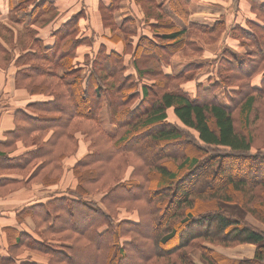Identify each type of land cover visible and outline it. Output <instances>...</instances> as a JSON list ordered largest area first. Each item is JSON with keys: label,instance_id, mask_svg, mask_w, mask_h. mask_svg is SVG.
<instances>
[{"label": "trees", "instance_id": "obj_1", "mask_svg": "<svg viewBox=\"0 0 264 264\" xmlns=\"http://www.w3.org/2000/svg\"><path fill=\"white\" fill-rule=\"evenodd\" d=\"M135 1L146 9L142 0ZM247 1L259 22H245L254 30L235 24L232 35L238 39L241 32L255 49L223 61L220 76L225 69L228 78L222 81L237 82L228 104L214 95L218 84L197 85L194 97L183 89L186 71L197 64L187 62L177 73L163 70L176 51L202 49L190 37L207 35L215 42L225 28L220 21L211 27L187 23L184 6L174 7L169 0L185 26L155 3L162 14L156 13L154 22L145 17L152 34L132 38L130 17L118 25L113 20L117 0L101 5L102 24L112 31L108 39L131 40L133 72L153 78L139 84L125 72L124 53L103 44L84 55L90 67L81 71L77 66V47L90 42L80 34L83 6L56 26L52 43L46 44L33 25L55 8L54 1L15 2L26 37H18L23 47L17 56L0 42V68L13 62L18 67L15 87L40 97L16 107L14 128L0 142V197L35 181L59 182L64 160L79 155L68 167L72 185L51 189L44 200L15 212L17 220H31L32 231L5 228L0 264H195L189 255L194 248L205 264H264V228L222 205L236 203L264 224V130L251 131L259 125L252 120L264 117V2ZM260 71V81L251 83ZM104 102L112 132L100 125ZM168 111L176 120L168 118ZM255 135L261 143L254 145ZM18 141L24 150L9 155ZM96 191L102 192L97 199L104 208L89 198ZM121 208L137 217L116 220ZM204 242L224 247L249 243L255 249L250 258L230 259ZM26 251L45 262L17 258Z\"/></svg>", "mask_w": 264, "mask_h": 264}, {"label": "crops", "instance_id": "obj_2", "mask_svg": "<svg viewBox=\"0 0 264 264\" xmlns=\"http://www.w3.org/2000/svg\"><path fill=\"white\" fill-rule=\"evenodd\" d=\"M53 1L55 8L56 6H59L61 9H63V14L60 17L62 19L59 20L60 22L56 24L53 23L52 25H33L38 30L37 36L43 39L44 43H52L53 37H51V30L59 23L65 21L72 13L83 6V8L86 7V10L85 17L79 19L81 29L80 34L87 36L90 42L81 44L77 47L74 58L75 62H81L84 58V55L89 54L91 50H96L100 44L105 45L108 51L115 50L120 53L122 52V45L120 41H110L107 38V36L111 34L110 28L105 27L102 24L99 7L101 5L108 4L109 0ZM176 1L180 3H176ZM261 1L264 2V0ZM15 2H17V0H0V42L9 50L12 56H17V53L19 52L17 43L18 37L21 36V34L17 33L15 25L12 23L13 20H15L16 23L21 22L16 18L15 15L14 19L9 17L12 11H15ZM157 3L162 6L163 11L166 12L176 23L185 26L181 19L172 11V7L169 5V0H157ZM179 4L184 6L183 13H185L187 17V20L185 21L187 23L193 22L211 27L215 21H220L225 25L224 30L215 43L203 44L201 58L205 60L208 59L206 57L210 55L212 56L215 53L218 54L223 48L226 47L233 48L235 50L240 49L238 40L234 38L231 33L232 27L235 24L240 25V27H245V22L248 20L252 22H259V20L255 18V14L251 11L250 4L247 0H174V7H179ZM117 7L118 8L113 14L114 20L119 24L125 18V16L130 17V27L132 25V29L134 31L132 38H135L139 33L151 35L149 26L145 24V15L143 10L135 0H120ZM117 18H119L118 22ZM150 22H154V20L151 19ZM87 23L90 24L92 31L88 30ZM4 33L6 34L4 35ZM6 38L10 40V42H7ZM85 47L87 49H85ZM126 57L128 61L129 57ZM193 58H196V56L189 57L190 60H188L182 55L175 54L170 58V63H168L167 66H171L169 68L171 71H179L183 65L187 63V61L190 62L193 60ZM11 61L12 60H10V62ZM174 66L181 67L173 70ZM17 68L18 67L13 62L4 68H0V142H3L6 139L5 134L14 128L13 115L16 107L19 105H25L40 97L38 95H31L25 89L15 87L14 77ZM127 72L132 73L130 70H127ZM104 107L107 108V113H109L108 105L104 104L101 109ZM105 118L108 119L109 117L106 115ZM103 122V125H107L106 120ZM16 144V149L8 153L9 155H15L24 150L21 141H18ZM78 155L79 154L75 153L73 156L68 158V161H75ZM66 160L67 159H65L64 162ZM56 187L58 189L62 188L60 183L53 186H43L40 183H35L29 188H19L11 191V193L5 197H0V247L6 246L5 228L7 226H18L22 229L32 231L31 220L29 218L17 220L15 218V212L25 204L33 201L44 200L49 196V191L51 189H56ZM246 244L248 245L240 244L238 246L249 248V251L251 250L249 256L252 257L255 246L249 243ZM17 258H29L44 261L43 257L29 251H26L24 255H17ZM13 264H16V262Z\"/></svg>", "mask_w": 264, "mask_h": 264}, {"label": "rangeland", "instance_id": "obj_3", "mask_svg": "<svg viewBox=\"0 0 264 264\" xmlns=\"http://www.w3.org/2000/svg\"><path fill=\"white\" fill-rule=\"evenodd\" d=\"M73 1H76V0H73ZM119 1L120 0H117L116 4H118ZM145 1L146 2H144V0H142L141 2L146 4V6H145L146 9H144L142 7L141 8L143 10V13H144L145 17L148 20H151V19L154 20V17L156 16V13L157 14L158 13L162 14L161 9H159V8H157L155 6V3H157V0H155V1L154 0H145ZM176 3H178V2L176 1ZM84 8L86 10V7H84ZM66 12H67V10H66ZM62 14H63V9H61L59 6H56V8H54L53 10L42 14L36 20V22H34V25L42 26V25H45V24L46 25H49V24L52 25L53 23L56 24V23L60 22L59 20L62 19V18H60L62 16ZM14 15L16 16V18L18 17L17 11H14V12L12 11V13L9 15V17L14 19ZM63 18H65V17H63ZM125 18H129V17L125 16ZM163 18H165V17H163ZM113 20H114V17H113ZM109 21H110V19H109ZM118 21H119V18H117V22ZM12 23L15 25L17 33L21 34V37L25 40L24 36H26V33H25L26 29L22 26L21 23H19V22L16 23L15 20H13ZM116 24L118 25V23H116ZM145 24L148 25V23H145ZM57 27H54L51 30V35H52L53 31ZM87 28H88V30L92 31L91 26H90L89 23H87ZM245 28L246 29H251V30L255 29V27H252L249 24H247V26ZM131 29H132V25H131ZM132 31H133V29H132ZM149 31L152 34V31H151L150 27H149ZM111 33H112V31H111ZM5 34L6 33H4V35ZM240 34H241V32H239V38L237 39V40H239L240 49L235 50L233 48L226 47V48H223L221 51L219 50L220 52L218 51L219 52L218 54L215 53L212 56L210 55L211 57L210 56L206 57V58H208L207 60L201 58L202 51H203V44L215 43L218 40L219 37L217 38V40L215 42H211V41L208 40V38H207L208 36L207 35H200L201 37H199L197 35L192 36V37H190V39L194 40L197 43V45L198 44L201 45L202 49H199L198 51H195V50H192V49L189 50L188 46H186L187 43H185L184 46H186V48H187L186 53L181 51V50H178V51H176L173 54V55H175V54L182 55L183 57H185V59H188V60H190L189 57L196 56V58H193V60L190 61V62H193V63L197 64L198 66H194L195 67V69H194L195 71L191 70V71H194L193 73H191V71H186V75L187 76H186L185 80H183L182 83H181V86L183 87V89L186 90L191 97H194L196 95V93H197V85H200L202 88H205L207 86H210L211 84H214V85L218 84V86L215 88L214 95H216V97L219 99V101H221V102H223L225 104H228V102H229L228 95L231 94V92H232L233 88H235V85H236L237 82H235L232 78L228 79V84H226V83H224L222 81L223 80L222 77H225L226 79L228 78L227 70H225V69L222 70V72H221L222 76H220V70H221V66H223V61L226 58L227 59L231 58V55H241V53H243V52H247L249 50H254L255 49V45L250 40H248L245 36L240 35ZM107 38H108V36H107ZM120 43L122 45V54L124 53L123 57L125 58L126 56H128V57L131 58V50L133 48V44L131 43V40L126 39V41H125V43H126L125 50H124L125 43H123V40H121ZM127 43H128V45H127ZM17 44H18V48L20 50L23 47V41H21V43L18 41ZM85 49H87V48L85 47ZM93 51L94 50H91L89 53H93ZM77 66H82L81 67V71H83L84 69L90 67V61L88 60V62H87L83 58L81 62L77 63ZM170 67L171 66H164V69H163L164 72H167V73H177V72H179V71H171L169 69ZM180 67L181 66H174L173 70H175L177 68H180ZM183 67L181 69H183ZM190 67L191 66H188L186 68L188 69ZM262 69H264V66L262 67ZM127 70H130L132 72L133 78L135 80H137L139 82V84L144 83V82L145 83H151L153 81V78L149 77L147 75H142L141 77H136L135 72H133V65L130 62L128 63V61H126V69H125L126 73H127ZM61 71L62 70L60 68L57 69V73H59ZM261 73H262V71H260L257 75H255L252 78L251 83H258L260 81V78H261ZM104 104H107V103L104 102L103 105ZM263 108H264V101L262 102V106H261L262 110H263ZM234 114L236 115V113H234ZM106 115L109 117V113H107V108L104 107L103 109H100V117H99L100 118V120H99L100 121V125L105 130H107L109 132H112V131H114L115 127H114V125L112 123H110L109 118L108 119L105 118ZM168 118L170 120H176L175 117L171 114L170 111H168ZM104 120L107 121V125H103L102 124V123H104L103 122ZM235 121H236L237 126H240L239 125L240 124L239 120L237 119ZM256 123H259V125L256 126V127L251 128L252 132H256L257 130H259V132H260V131L264 130V117L263 118H261V117L259 118V116H257V118L254 121L252 120L251 124H256ZM251 124H248V125H251ZM259 143H261V137L259 135H255L254 139H253V144L255 145V144H259ZM174 147L175 146H170L167 149L168 150H173ZM83 149H84V147H83ZM70 162L71 161H68V159L64 162V165H63L64 170H63V172L61 174V178H60L59 182H56L54 184H50L49 186H53L55 184L60 183V186L62 188L58 189L56 187V189L62 190L63 188L68 187V186L73 184V178H72L71 174L68 171V167L70 165ZM238 172L239 171L237 170L236 174ZM35 183H40L41 185H43L39 181H35L32 184H35ZM43 186H47V185H43ZM10 193H11V191L7 195H9ZM101 193H102L101 191H96V192L91 194L92 197H89V196L88 197L91 198V199H95L97 201V203H99L104 208V205L102 204L101 200L97 199L98 196ZM7 195H5V196H7ZM5 196H3V197H5ZM222 205H223L224 209L235 213L240 218H242V219H244L246 221H249V222L255 224L256 226L258 225L261 228H264V224L261 221L257 220L252 214H250V212H248L247 210L243 209L240 205H238L236 203H223ZM124 216L136 218L137 214L135 212H133V211H126L123 208H121L119 210L118 214H115V219L118 220L119 218L124 217ZM123 239H125V237H121L120 238V240H123ZM204 245L207 248L212 249L213 251H215V252H217V253L225 256V257H228L230 259L231 258H233V259L250 258L249 255H250V251L251 250L249 251V248H247V247H241V246H238V245H234L232 247H224V246H222L220 244L208 243V242H204ZM245 245H248V244L245 243ZM242 246H244V245H242ZM189 255H190L192 261L195 264H205V261L201 258L200 251L197 248H194V249L190 250Z\"/></svg>", "mask_w": 264, "mask_h": 264}]
</instances>
